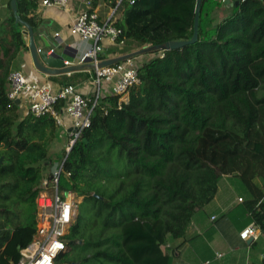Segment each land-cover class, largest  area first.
<instances>
[{
	"label": "trees",
	"instance_id": "trees-1",
	"mask_svg": "<svg viewBox=\"0 0 264 264\" xmlns=\"http://www.w3.org/2000/svg\"><path fill=\"white\" fill-rule=\"evenodd\" d=\"M39 1L18 0L33 29ZM134 1L117 9L124 46L112 53L192 38L196 0ZM226 1L204 0L198 42L152 53L128 103L102 97L83 139L64 151L60 188L82 202L58 264H172L223 176L243 182V202L245 186L250 191L245 207L264 237V0H229L231 13L216 23ZM9 23L14 50L0 37V264H17L34 240L35 203L57 137L52 116L21 120L8 99L11 66L27 48L13 11Z\"/></svg>",
	"mask_w": 264,
	"mask_h": 264
},
{
	"label": "crops",
	"instance_id": "crops-1",
	"mask_svg": "<svg viewBox=\"0 0 264 264\" xmlns=\"http://www.w3.org/2000/svg\"><path fill=\"white\" fill-rule=\"evenodd\" d=\"M120 1L121 0H117L114 6L112 0H95L94 7L101 22H105L111 17L116 22L122 17V11H117ZM10 4L11 0H0V29H2L0 37L6 40L5 45L7 47L14 50L11 44L12 33L9 23L12 12V9L10 11L8 8ZM231 7L232 5L229 1L228 4L225 3V6L221 8L231 13ZM82 9L83 4L81 0H72L67 9L56 7L43 8L38 5L34 17L37 21L34 34L38 49L40 51H47L48 54H50L49 52L52 49H55L61 54L65 51L73 55L76 54V58L64 57L65 62H68L69 65H77L80 58L94 44L93 41H84L81 37L71 34L70 29L73 21ZM56 34L60 36L56 37ZM22 35L27 48L22 47L20 49L11 66V72L19 71L30 82L38 86H50L53 92H57L68 83L75 85L85 96H92L94 94V69H87L85 71L59 76L45 75L39 72L35 67L29 50V38L23 33ZM115 48L116 47L110 46L107 53L101 56L104 58L102 60L104 61L120 56L119 53H112ZM144 57L145 56H140L141 60ZM0 59L5 60L4 55L1 54ZM151 59L142 61L145 62ZM5 87L8 93V78ZM111 95L113 94L110 87L108 85L105 86L102 97ZM19 102L20 118L24 120L29 115V112L24 101L19 100ZM61 117L63 125H57L56 123L57 137L51 144L49 149L50 159L44 166V180L41 193L46 191L45 186L49 184L53 173L60 168L63 162L64 156L60 157V148L65 151L68 145L72 122L64 113H61ZM238 180L240 179L232 176H223V178H221L219 189L213 201L195 213L186 236L180 245V252L172 254V264H264V237L261 235V232L256 240L249 239L243 241L240 238V232L248 225H255V223L251 214L245 207V202H239V199H243V196L241 194L242 189L237 182ZM245 188L250 194V198L247 199L246 202L253 200L252 194L246 186ZM47 192H51V190L48 189ZM37 199L35 203L36 206Z\"/></svg>",
	"mask_w": 264,
	"mask_h": 264
},
{
	"label": "built area",
	"instance_id": "built-area-1",
	"mask_svg": "<svg viewBox=\"0 0 264 264\" xmlns=\"http://www.w3.org/2000/svg\"><path fill=\"white\" fill-rule=\"evenodd\" d=\"M83 9L75 17L71 34L79 36L84 41H93L92 47L80 58L77 65L85 64L88 59L95 65L93 84L95 87L92 96H85L75 85L63 86L53 92L50 86H38L30 82L21 72H11L8 77V99L12 102L24 101L28 112L36 118L45 115L52 116L57 125H63L61 113L72 122L69 132L67 153L72 147L83 139L85 131L91 126V117L105 86H109L112 94L120 97V103H128L130 90L138 83L139 58L108 67H98L111 47L122 48L124 42H119L122 31L115 25L113 18L101 22L95 10V0H81ZM72 0H40L39 6L43 8L67 9ZM122 0L120 1V3ZM134 5L135 1L131 0ZM56 34V37H59ZM41 52V51H40ZM50 54L54 53L52 49ZM67 65L69 63L67 62ZM64 103L62 112L57 106ZM66 158L60 168L55 171L46 191L37 199V232L33 242L21 250V259L17 264H58L59 256L67 250L66 236L79 215L82 198L70 190L60 188V179ZM69 177V174L65 175ZM51 192H47V190ZM259 229L253 224L248 225L240 232L243 241L258 239Z\"/></svg>",
	"mask_w": 264,
	"mask_h": 264
},
{
	"label": "water",
	"instance_id": "water-1",
	"mask_svg": "<svg viewBox=\"0 0 264 264\" xmlns=\"http://www.w3.org/2000/svg\"><path fill=\"white\" fill-rule=\"evenodd\" d=\"M203 1L204 0H196L195 10H194L195 12L194 32L190 40L169 41L162 45L142 48L140 50H137V51H134L128 54H124V55H120L112 59L104 60L98 64V67L101 68V67L113 66L116 64L126 62L128 60L136 59L143 55L152 54L154 52L157 53V52L178 50L186 46H191V45L196 44L199 40V24H200V16H201V11H202ZM225 3L228 4L229 0H227ZM10 6H11V9L15 17L16 26L21 25L23 27L22 33L29 38V50H30L34 65L39 72L45 75H49V76H59V75H66V74L81 72L87 69L95 68V65L91 64L90 59H88L86 63L82 65L68 66L67 62H65L64 56L76 58V54L73 55L67 51L63 52L62 54L57 52L55 49H54L53 54H48L47 51H42V50L40 52V50L38 49L35 43V34H34L33 27L28 22H26L19 13L18 0H11ZM19 103H20L19 100H17L16 104H19ZM84 142H87V140H84ZM3 163H4V157H1L0 166Z\"/></svg>",
	"mask_w": 264,
	"mask_h": 264
},
{
	"label": "rangeland",
	"instance_id": "rangeland-1",
	"mask_svg": "<svg viewBox=\"0 0 264 264\" xmlns=\"http://www.w3.org/2000/svg\"><path fill=\"white\" fill-rule=\"evenodd\" d=\"M229 14H230L229 11H227L226 9H224V8L219 9L215 14L216 23H219L220 21L225 19ZM143 56H145V57L142 60H148V59H151L154 57L153 54H147V55H143ZM142 60H141V58H139V61L137 63H139V64L142 63L143 62ZM63 156H64V150L62 148H60V157H63ZM244 202H246V200Z\"/></svg>",
	"mask_w": 264,
	"mask_h": 264
},
{
	"label": "bare ground",
	"instance_id": "bare-ground-1",
	"mask_svg": "<svg viewBox=\"0 0 264 264\" xmlns=\"http://www.w3.org/2000/svg\"><path fill=\"white\" fill-rule=\"evenodd\" d=\"M239 202H243V199H239ZM215 219V218H214Z\"/></svg>",
	"mask_w": 264,
	"mask_h": 264
}]
</instances>
